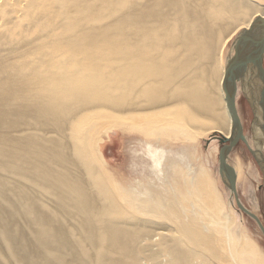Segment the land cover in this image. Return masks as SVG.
Returning <instances> with one entry per match:
<instances>
[{
	"label": "bare ground",
	"instance_id": "6f19581e",
	"mask_svg": "<svg viewBox=\"0 0 264 264\" xmlns=\"http://www.w3.org/2000/svg\"><path fill=\"white\" fill-rule=\"evenodd\" d=\"M262 17L264 0H0V264H264L205 165L148 142L160 176L141 190L98 157L116 129L231 139L224 50ZM257 78L240 84L259 146Z\"/></svg>",
	"mask_w": 264,
	"mask_h": 264
},
{
	"label": "rangeland",
	"instance_id": "374dc122",
	"mask_svg": "<svg viewBox=\"0 0 264 264\" xmlns=\"http://www.w3.org/2000/svg\"><path fill=\"white\" fill-rule=\"evenodd\" d=\"M241 32H238V34L231 38L224 50L227 66L228 60L235 53V47L239 41ZM240 82L241 80L237 82L236 86L239 88L238 98L236 93V108L244 129V136L251 145L255 146L253 147L254 150H258L259 146L264 148V142H259L258 146L255 135L256 122L254 110L244 97ZM252 131H254V133ZM143 135L144 134L141 132L132 129L130 131L116 129L109 130L108 133L103 136L100 145L104 154L103 158L100 156L98 157L101 160L100 164L102 166L104 165L103 167L113 175L110 176L108 174L110 177L116 178L120 183L131 188L141 190L154 188L155 183L159 182L158 177L160 176V171L159 169L156 170V168H151L152 161L148 153L149 145L152 147L149 151L154 150L159 145L166 151L173 152L177 157L181 156L182 161L180 160L179 163L181 162L180 165H183L182 168L184 173H186V168L187 170L189 169L187 166L191 164V167L193 166V168L190 169L193 170L191 173L197 176L202 171L201 168L205 165V168L207 170L209 169L208 172L210 175L209 173L208 175L209 178L211 177L210 180L212 181L214 189L216 188V192L219 191L217 197H220L219 199H222L220 202L224 204L226 211H224L225 218L228 219L229 224L232 223L230 230L234 234L237 244H244L243 239H245V235V237L248 238L246 242H248V240L252 241L255 247H258L260 252L264 255L263 232L255 221L238 210L235 198H233L230 190L226 187L220 176L218 157L221 145L217 139H212V136H220L221 134L210 133L207 136H203L204 138L202 136H197V138H194L191 142L184 139H167V137L173 136V133H170L169 136L165 134L161 142H157L153 139L155 138L153 135L149 137ZM261 152L264 155V151L261 150ZM227 163L234 168L240 167V176L236 177L237 192L240 200L246 208L258 216L264 228V173L249 151L247 144L239 142L230 152ZM164 166L165 165H161L160 169H163ZM205 168L204 173L207 172ZM104 173L106 172L104 171ZM237 224H239V226L236 227ZM232 244H234V242H232Z\"/></svg>",
	"mask_w": 264,
	"mask_h": 264
},
{
	"label": "water",
	"instance_id": "95a60500",
	"mask_svg": "<svg viewBox=\"0 0 264 264\" xmlns=\"http://www.w3.org/2000/svg\"><path fill=\"white\" fill-rule=\"evenodd\" d=\"M238 48L234 55L228 60L227 66V83L225 88L226 103L228 111L232 117L233 130L231 139H225L223 136H212L220 142L221 148L218 157L220 176L230 190L233 198L236 200L237 208L240 212L256 222L264 234V228L253 212L246 208L240 200L236 186V175L228 165L227 160L230 152L239 142L246 143L244 129L240 122V117L236 108V84L241 80L242 73L248 69H254L257 73V79L260 84V109L261 117L264 121V18H257L252 26L242 33L238 41ZM254 110L256 122V108L250 103ZM264 173V156L257 150H250Z\"/></svg>",
	"mask_w": 264,
	"mask_h": 264
}]
</instances>
